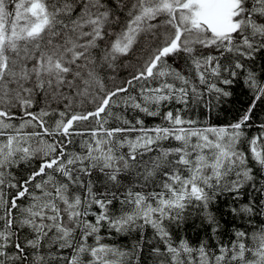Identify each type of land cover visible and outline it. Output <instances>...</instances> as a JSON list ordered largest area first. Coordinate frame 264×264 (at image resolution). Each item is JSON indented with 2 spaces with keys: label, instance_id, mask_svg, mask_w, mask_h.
<instances>
[{
  "label": "snow or ice",
  "instance_id": "snow-or-ice-1",
  "mask_svg": "<svg viewBox=\"0 0 264 264\" xmlns=\"http://www.w3.org/2000/svg\"><path fill=\"white\" fill-rule=\"evenodd\" d=\"M260 104L264 0H0V264H264Z\"/></svg>",
  "mask_w": 264,
  "mask_h": 264
},
{
  "label": "trees",
  "instance_id": "trees-1",
  "mask_svg": "<svg viewBox=\"0 0 264 264\" xmlns=\"http://www.w3.org/2000/svg\"><path fill=\"white\" fill-rule=\"evenodd\" d=\"M233 97L229 99L225 104L222 105V110L219 112V121L220 123H226L228 120H231L236 115V109L241 107L240 101H248L249 96L246 94L247 90L243 87L242 84H237L233 86ZM247 106V103L243 105ZM264 104H260L257 108V114L259 116V120H257V124L260 120H264ZM216 115V113H214ZM153 121L151 118H146V123L151 124ZM258 131L257 127H253L250 131L249 135L256 134ZM187 235L190 240L193 242L196 241V234L193 229H189Z\"/></svg>",
  "mask_w": 264,
  "mask_h": 264
}]
</instances>
